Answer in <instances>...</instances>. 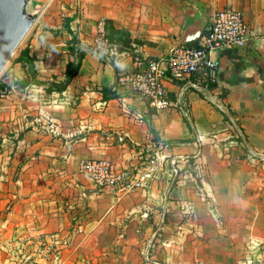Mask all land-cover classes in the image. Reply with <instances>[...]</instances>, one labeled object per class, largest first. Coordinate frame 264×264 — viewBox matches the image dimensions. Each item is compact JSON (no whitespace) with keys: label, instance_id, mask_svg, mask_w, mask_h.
Here are the masks:
<instances>
[{"label":"crops","instance_id":"1","mask_svg":"<svg viewBox=\"0 0 264 264\" xmlns=\"http://www.w3.org/2000/svg\"><path fill=\"white\" fill-rule=\"evenodd\" d=\"M57 1L68 5L56 12L35 1L43 11L22 48L34 75L16 57L0 73L11 162L0 195L12 200V227L34 219L38 234L72 228L83 247L119 244V256L144 264H264V0ZM225 7L243 11L248 37L214 53L211 87L166 77L174 105L165 109L126 90L120 76L135 55L194 44ZM99 21L109 47L95 51ZM81 50L76 75L48 90L44 82H62ZM88 159L132 171L151 160L153 175L142 186L98 188L82 170Z\"/></svg>","mask_w":264,"mask_h":264},{"label":"built area","instance_id":"2","mask_svg":"<svg viewBox=\"0 0 264 264\" xmlns=\"http://www.w3.org/2000/svg\"><path fill=\"white\" fill-rule=\"evenodd\" d=\"M105 22L99 21L93 40L94 50L109 47L105 34ZM248 37V25L241 9L225 7L215 10L208 19L204 32L194 44H183L169 50L165 57H140L135 55V66L120 76L127 91L147 99L155 108L165 109L174 105L165 90L163 81L190 80L186 87L199 89L200 84L209 85L216 80L219 60L214 53L223 48L242 47ZM6 89L0 90V97ZM219 111L225 112L222 104L213 101ZM121 140V139H120ZM152 161L135 173L129 169H117L104 160L88 159L82 162V170L87 173L98 188H129L145 185L153 175Z\"/></svg>","mask_w":264,"mask_h":264},{"label":"rangeland","instance_id":"3","mask_svg":"<svg viewBox=\"0 0 264 264\" xmlns=\"http://www.w3.org/2000/svg\"><path fill=\"white\" fill-rule=\"evenodd\" d=\"M34 1H39L41 4H44V6L50 3V7L56 12L59 11L58 9L61 8L62 3L65 7L68 5V2L62 1L59 3L57 0ZM57 6L60 7L56 8ZM40 14L0 73L15 59L20 50L24 47L27 35H29L34 25L39 23L37 20ZM96 34L97 32L95 36ZM4 138V136L0 135L1 186L10 185V179L6 178L9 174L8 167L11 162L6 158L5 154H2L9 139L4 140ZM193 167V164L190 162L186 169L190 170ZM130 171L135 173L136 169ZM84 173L87 175L86 172ZM7 199V196L0 195V264H144L143 262L141 263L142 259L140 257H136L135 253L131 259H128V256H119L122 254L118 248L119 244L113 248L105 244V247H103L101 251L97 246L83 247L80 242L75 241V238L72 237L75 231L72 228L48 234H38L35 226L36 221L34 219L31 220L30 226L24 224L23 226H16L13 228L10 224L11 221L7 220L12 200L9 198L7 201ZM111 252L116 255L112 257ZM161 261L162 260H160V262Z\"/></svg>","mask_w":264,"mask_h":264},{"label":"water","instance_id":"4","mask_svg":"<svg viewBox=\"0 0 264 264\" xmlns=\"http://www.w3.org/2000/svg\"><path fill=\"white\" fill-rule=\"evenodd\" d=\"M41 11L34 0H0V71Z\"/></svg>","mask_w":264,"mask_h":264},{"label":"trees","instance_id":"5","mask_svg":"<svg viewBox=\"0 0 264 264\" xmlns=\"http://www.w3.org/2000/svg\"><path fill=\"white\" fill-rule=\"evenodd\" d=\"M104 28H105V34H106V37H107L106 23L104 25ZM83 55H84V50L79 51L77 56H76V58H75V60L69 62L66 65V70L64 72L65 79L62 82H60V83H52L50 81L44 82V84L49 85L48 90L49 89L50 90L54 89V90H58V91L63 90L66 87V85L70 82V80L76 75V73H77V71L79 69L80 62H81V59H82ZM15 60L25 63L28 66V71L30 72V74L34 75V73H35V70H34V58L30 57L28 55V52H27L26 49H22L18 53V55L16 56ZM208 86L211 87L212 83H209Z\"/></svg>","mask_w":264,"mask_h":264}]
</instances>
